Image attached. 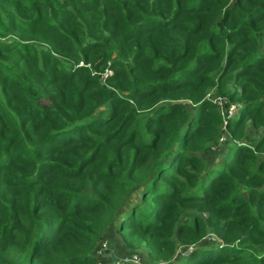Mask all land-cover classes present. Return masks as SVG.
Returning <instances> with one entry per match:
<instances>
[{
    "label": "trees",
    "instance_id": "obj_1",
    "mask_svg": "<svg viewBox=\"0 0 264 264\" xmlns=\"http://www.w3.org/2000/svg\"><path fill=\"white\" fill-rule=\"evenodd\" d=\"M111 226L264 264V0H0V264H99Z\"/></svg>",
    "mask_w": 264,
    "mask_h": 264
},
{
    "label": "rangeland",
    "instance_id": "obj_2",
    "mask_svg": "<svg viewBox=\"0 0 264 264\" xmlns=\"http://www.w3.org/2000/svg\"><path fill=\"white\" fill-rule=\"evenodd\" d=\"M212 101L220 100L223 103L221 110L226 112L224 108L225 101L219 99L215 94H212ZM248 133L252 136L258 138L261 131H256L251 125L248 126ZM229 139L224 136L221 145L214 150H211L203 154V158L208 162V164H220L222 157L226 154L229 145ZM135 195H131L129 199L134 200ZM127 199V202H129ZM96 258L99 264H119L122 262H134L138 264H145L147 259V253L144 250H129L124 243L122 237L117 233L114 226H111L104 237V240L99 244L96 250Z\"/></svg>",
    "mask_w": 264,
    "mask_h": 264
},
{
    "label": "built area",
    "instance_id": "obj_3",
    "mask_svg": "<svg viewBox=\"0 0 264 264\" xmlns=\"http://www.w3.org/2000/svg\"><path fill=\"white\" fill-rule=\"evenodd\" d=\"M110 74H111V72L108 71L107 73L104 74V76H107V75H110ZM217 98L223 99V98H220V97H217ZM223 100L225 101V104H224L225 107L224 108L226 109V112L225 111L223 112V110H222V113H223L224 117L227 119V118L232 117L234 114L237 113L238 106L237 105H231V106L227 107L226 106L227 101L225 99H223ZM214 102L219 104L220 107L223 106V103L220 100H215ZM222 141H223V139H222ZM180 252L183 253L181 250H180Z\"/></svg>",
    "mask_w": 264,
    "mask_h": 264
}]
</instances>
